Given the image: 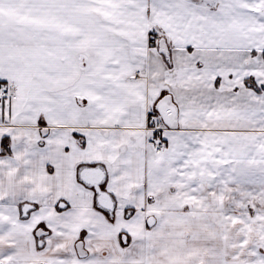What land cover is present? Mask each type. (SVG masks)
<instances>
[{"label": "snow or ice", "instance_id": "1", "mask_svg": "<svg viewBox=\"0 0 264 264\" xmlns=\"http://www.w3.org/2000/svg\"><path fill=\"white\" fill-rule=\"evenodd\" d=\"M0 264H264V0H0Z\"/></svg>", "mask_w": 264, "mask_h": 264}]
</instances>
